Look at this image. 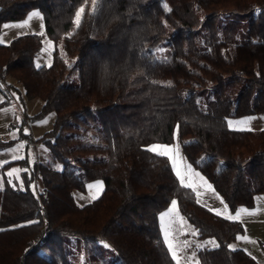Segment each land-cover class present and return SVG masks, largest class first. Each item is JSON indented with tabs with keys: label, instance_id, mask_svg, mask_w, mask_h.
Segmentation results:
<instances>
[{
	"label": "trees",
	"instance_id": "1",
	"mask_svg": "<svg viewBox=\"0 0 264 264\" xmlns=\"http://www.w3.org/2000/svg\"><path fill=\"white\" fill-rule=\"evenodd\" d=\"M91 9L92 0H0V31L39 10L46 34L63 38L42 66L41 34L0 43L2 80L43 101L35 117L55 112L40 138L48 160L24 174L42 189L0 187V264H72L80 239L113 248L112 264H177L159 221L173 200L198 236L218 242L198 249L199 264H260L228 247L241 221L197 202L171 162L145 147L171 142L177 127L187 159L231 209L264 195V129L228 125L264 112V0H100ZM9 143L0 138V149ZM96 180L102 193L79 205L75 190Z\"/></svg>",
	"mask_w": 264,
	"mask_h": 264
},
{
	"label": "rangeland",
	"instance_id": "2",
	"mask_svg": "<svg viewBox=\"0 0 264 264\" xmlns=\"http://www.w3.org/2000/svg\"><path fill=\"white\" fill-rule=\"evenodd\" d=\"M32 12H39L42 18L31 20L24 28L5 27L6 25L11 26L23 23ZM29 14L23 19L3 23L0 31V40L3 42L0 43H10L14 38L25 34H41L43 37V46L35 59V64L39 66L49 65L52 62L55 47L59 48L60 51H63V38L56 40L46 34L44 16L41 11L33 10ZM3 83L10 88L11 93L13 94V99L8 98L0 87V138L10 142L4 148L0 149V187H3L8 180L9 183L17 189L25 190L28 187H31L34 191L41 190L42 182L40 179L26 181L24 174L26 172L28 175H32L37 163L46 162L48 160V147L40 140V138L53 128L55 112L49 111L41 117H35V115L41 111L43 101L40 98L27 97L23 87L16 81H12V85H8L4 80ZM250 117L253 119L250 120L249 124H234L230 128L251 130L264 129V112L230 117L228 118V121L235 122ZM41 121L47 122L41 123ZM21 143L24 144V147L17 151V145ZM177 144L179 145V154L183 163L190 165L192 168V175L190 177L193 184L192 189L196 196L197 192L203 194L199 197V202L214 211L220 210V215L224 217L235 215L236 211L241 208H246L249 212H255L254 215L242 214L241 219H239L244 226V233L239 236L247 237V239L238 240L236 238V240L232 241L230 245H233L234 249L242 248L246 250L255 257L260 264H264V195L257 196L253 207L249 208L242 206L237 209H231L223 196L215 190L213 184L187 159L183 151L177 127L174 131V138L171 142H154L150 145L175 146ZM13 155L24 157V159L13 160ZM5 161H7V163H4ZM13 169H18L19 171L13 173L11 176L7 175V173L11 172ZM24 169H27V171H24ZM201 178L203 181H206V183H203ZM97 182H102V184L97 185ZM89 185H93V187L89 188ZM103 189V181L96 180L88 184L85 192L75 190L74 195L77 203L79 205H84L94 200L91 199L93 195L98 197ZM225 205H227V210H225ZM170 206L171 204L159 215L164 238L165 226H167L173 234H176L178 226L177 221H181L184 230L179 233L177 238L180 241L186 240L189 242L188 247L182 248L178 252L175 261L176 263L179 262V264H199L197 254L198 249L203 247H213L211 244L206 243L208 241L215 240L217 244L218 242L213 237L198 236L194 226L181 214L178 202L177 212L174 213L172 217L162 219L161 214L167 212ZM257 209H259V211H256ZM172 242L175 243V241ZM79 245L78 249L75 248L72 250V264H83V260L87 259L88 256L92 254L93 256L95 255L96 259L88 260V263L86 264H112L118 259L117 252L104 242L84 241L80 239Z\"/></svg>",
	"mask_w": 264,
	"mask_h": 264
},
{
	"label": "snow or ice",
	"instance_id": "3",
	"mask_svg": "<svg viewBox=\"0 0 264 264\" xmlns=\"http://www.w3.org/2000/svg\"><path fill=\"white\" fill-rule=\"evenodd\" d=\"M86 3V0H85ZM100 7V0H92V9L91 12L92 14H95ZM85 15V7L81 6L75 13V26L76 28H79L81 23H82V18ZM41 15L39 12H32L31 14H29L28 18L21 24H17V25H6L5 27H18V28H24L25 26H27L29 24V22L33 19H41ZM71 35V33H69V36ZM0 42H3L2 40H0ZM46 51V50H44ZM158 51H163V49H159ZM164 60L167 61V57H164ZM39 66V65H37ZM153 83H157L155 81H153ZM7 111V110H5ZM253 118H245L243 120H239V121H228V125L229 127H232L234 124H241V125H247L249 124L250 120ZM47 121H41V123H46ZM179 127V126H178ZM251 130V129H248ZM24 147V144H18L17 145V151H19L20 149H22ZM11 151V150H9ZM145 151H150L160 157H165L167 158L171 163H170V167L173 169L175 176L178 178L179 183L182 187L185 188H193V184L191 182V175H192V168L190 165L183 163L182 158L180 157L179 154V145H150V146H146L145 147ZM13 160H17V159H24V157H20V156H15L13 155ZM4 163H7V161H5ZM183 165V167H182ZM18 169H13L11 172L7 173V175L11 176L13 175V173L18 172ZM24 171H27V169H24ZM198 175V174H196ZM202 180V178H201ZM203 183H206V181H203ZM102 184V182H97V185ZM93 185H89V188H92ZM210 188V186H209ZM202 193L197 192V202H199V197L202 196ZM97 197L95 195H93L91 197V199H96ZM225 210H227V205L224 206ZM211 210V209H210ZM217 215H220L221 212L220 210H215ZM256 211H259V209H257ZM177 212V201L173 200L171 201V206L169 208V210L165 213L161 214V218L162 219H167L169 217H172L174 213ZM243 215H254L255 212H249L246 208H241L239 210L236 211L235 215H229L226 218L227 219H231V220H239L241 219V216ZM177 229H176V234H173L171 232V230L165 226L164 229V235H165V241L167 243V248L170 251V254L172 256L173 259L177 258V254L178 252L182 249V248H186L189 246V242L188 241H180L177 237L179 235V233L181 231L184 230L183 227V223L181 221H177ZM238 240L239 239H247V237H242V236H237L236 237ZM172 241H175V243H173ZM206 243L211 244L213 247H219V245L215 242V240L212 241H208ZM228 247L233 248V245H229ZM177 264H179V262H177Z\"/></svg>",
	"mask_w": 264,
	"mask_h": 264
},
{
	"label": "built area",
	"instance_id": "4",
	"mask_svg": "<svg viewBox=\"0 0 264 264\" xmlns=\"http://www.w3.org/2000/svg\"><path fill=\"white\" fill-rule=\"evenodd\" d=\"M0 87L4 91V93L7 95L8 98L13 99V94L11 93L10 88L3 83V80L1 77H0Z\"/></svg>",
	"mask_w": 264,
	"mask_h": 264
},
{
	"label": "crops",
	"instance_id": "5",
	"mask_svg": "<svg viewBox=\"0 0 264 264\" xmlns=\"http://www.w3.org/2000/svg\"><path fill=\"white\" fill-rule=\"evenodd\" d=\"M259 196V195H258ZM257 198V197H256Z\"/></svg>",
	"mask_w": 264,
	"mask_h": 264
}]
</instances>
